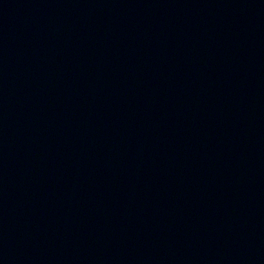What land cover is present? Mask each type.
<instances>
[{
    "label": "water",
    "instance_id": "obj_1",
    "mask_svg": "<svg viewBox=\"0 0 264 264\" xmlns=\"http://www.w3.org/2000/svg\"><path fill=\"white\" fill-rule=\"evenodd\" d=\"M0 264H264V0H0Z\"/></svg>",
    "mask_w": 264,
    "mask_h": 264
}]
</instances>
